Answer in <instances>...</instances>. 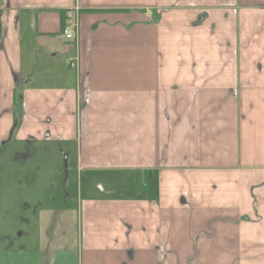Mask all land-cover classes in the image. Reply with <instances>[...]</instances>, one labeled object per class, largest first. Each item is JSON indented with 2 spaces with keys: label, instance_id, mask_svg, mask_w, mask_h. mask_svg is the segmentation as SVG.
<instances>
[{
  "label": "crops",
  "instance_id": "0c3cea01",
  "mask_svg": "<svg viewBox=\"0 0 264 264\" xmlns=\"http://www.w3.org/2000/svg\"><path fill=\"white\" fill-rule=\"evenodd\" d=\"M0 12V166L18 128L16 141L75 145L78 172L129 186L82 199L76 245L51 235L72 212L52 218L48 248L78 264H264V0H1Z\"/></svg>",
  "mask_w": 264,
  "mask_h": 264
},
{
  "label": "rangeland",
  "instance_id": "374dc122",
  "mask_svg": "<svg viewBox=\"0 0 264 264\" xmlns=\"http://www.w3.org/2000/svg\"><path fill=\"white\" fill-rule=\"evenodd\" d=\"M37 50L46 51L42 46ZM17 130L11 133L13 140L6 148L9 151L3 150L6 152L2 153L0 166V203L11 205L10 209L3 208L0 216L1 233L6 236L3 245L9 241L13 244V258H9L12 261L9 264H64L59 259L62 255L67 264H78L77 254L64 256L61 248L56 249L53 245L48 248V237L43 232L52 226V218L69 210L72 215L66 223L68 228L56 224L51 235L56 247L58 242L65 240L76 245L82 199L107 198L106 191L111 187L128 189L129 186L118 178L124 173L78 172L73 161L77 153L75 145L70 151L66 145L58 148L52 141L19 142L14 138ZM123 194L127 195V191ZM61 228L68 231L66 238L62 236Z\"/></svg>",
  "mask_w": 264,
  "mask_h": 264
},
{
  "label": "built area",
  "instance_id": "2783aa9c",
  "mask_svg": "<svg viewBox=\"0 0 264 264\" xmlns=\"http://www.w3.org/2000/svg\"><path fill=\"white\" fill-rule=\"evenodd\" d=\"M79 10L77 7H70L65 10V22L62 30L63 36L72 41L77 42L79 36Z\"/></svg>",
  "mask_w": 264,
  "mask_h": 264
},
{
  "label": "water",
  "instance_id": "95a60500",
  "mask_svg": "<svg viewBox=\"0 0 264 264\" xmlns=\"http://www.w3.org/2000/svg\"><path fill=\"white\" fill-rule=\"evenodd\" d=\"M0 3H1V0H0ZM1 13V12H0ZM0 35H1V28H0Z\"/></svg>",
  "mask_w": 264,
  "mask_h": 264
}]
</instances>
